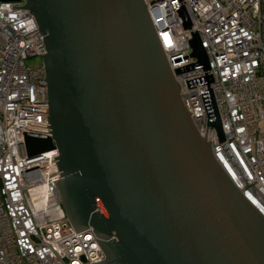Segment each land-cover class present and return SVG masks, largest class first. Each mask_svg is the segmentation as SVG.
Masks as SVG:
<instances>
[{
  "label": "water",
  "instance_id": "95a60500",
  "mask_svg": "<svg viewBox=\"0 0 264 264\" xmlns=\"http://www.w3.org/2000/svg\"><path fill=\"white\" fill-rule=\"evenodd\" d=\"M23 1L12 8L46 50L50 129L25 134V154L57 151L62 210L105 256L91 264H264V218L197 133L142 0ZM207 126L222 142L219 119Z\"/></svg>",
  "mask_w": 264,
  "mask_h": 264
},
{
  "label": "built area",
  "instance_id": "2783aa9c",
  "mask_svg": "<svg viewBox=\"0 0 264 264\" xmlns=\"http://www.w3.org/2000/svg\"><path fill=\"white\" fill-rule=\"evenodd\" d=\"M142 2L197 133L264 218V0ZM23 4L0 1V264L98 263L92 233L76 234L62 210L57 151L25 154L24 135L50 129L42 62L25 64L46 50L33 16L12 8ZM193 36L206 67L191 56ZM216 117L222 142L207 126Z\"/></svg>",
  "mask_w": 264,
  "mask_h": 264
},
{
  "label": "rangeland",
  "instance_id": "374dc122",
  "mask_svg": "<svg viewBox=\"0 0 264 264\" xmlns=\"http://www.w3.org/2000/svg\"><path fill=\"white\" fill-rule=\"evenodd\" d=\"M41 59L35 58V59H28L25 64L29 67H35L41 64Z\"/></svg>",
  "mask_w": 264,
  "mask_h": 264
},
{
  "label": "flooded vegetation",
  "instance_id": "af4514ba",
  "mask_svg": "<svg viewBox=\"0 0 264 264\" xmlns=\"http://www.w3.org/2000/svg\"><path fill=\"white\" fill-rule=\"evenodd\" d=\"M60 200H61V198H60ZM61 203H62V200H61Z\"/></svg>",
  "mask_w": 264,
  "mask_h": 264
}]
</instances>
